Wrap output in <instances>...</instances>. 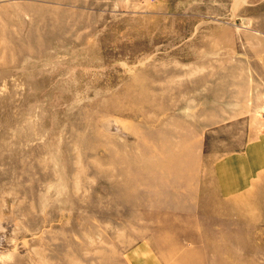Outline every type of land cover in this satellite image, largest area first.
<instances>
[{
	"label": "rangeland",
	"instance_id": "1",
	"mask_svg": "<svg viewBox=\"0 0 264 264\" xmlns=\"http://www.w3.org/2000/svg\"><path fill=\"white\" fill-rule=\"evenodd\" d=\"M263 108L264 0H0V264H264Z\"/></svg>",
	"mask_w": 264,
	"mask_h": 264
},
{
	"label": "crops",
	"instance_id": "2",
	"mask_svg": "<svg viewBox=\"0 0 264 264\" xmlns=\"http://www.w3.org/2000/svg\"><path fill=\"white\" fill-rule=\"evenodd\" d=\"M253 108L255 106H251V109ZM240 119V116L221 118L227 122ZM258 137L259 135L253 139ZM251 141L252 139L247 142L242 151H227L212 164L208 182L215 188L216 194L237 195L264 173V150L260 152L258 149L250 148ZM154 250L149 242H138L127 249L126 256L130 264H162L155 256Z\"/></svg>",
	"mask_w": 264,
	"mask_h": 264
},
{
	"label": "bare ground",
	"instance_id": "3",
	"mask_svg": "<svg viewBox=\"0 0 264 264\" xmlns=\"http://www.w3.org/2000/svg\"><path fill=\"white\" fill-rule=\"evenodd\" d=\"M2 224V223H1ZM4 229V228H3ZM1 230V229H0ZM5 230V229H4ZM7 232V231H6ZM6 235V234H5ZM5 235H4V233H2V232H0V240L2 239V241H1V245H3L4 246V248H5V246H7L6 245V237H5ZM10 249V248H9ZM5 250V249H4Z\"/></svg>",
	"mask_w": 264,
	"mask_h": 264
},
{
	"label": "built area",
	"instance_id": "4",
	"mask_svg": "<svg viewBox=\"0 0 264 264\" xmlns=\"http://www.w3.org/2000/svg\"><path fill=\"white\" fill-rule=\"evenodd\" d=\"M262 115H263V117H264V108H263V110H262Z\"/></svg>",
	"mask_w": 264,
	"mask_h": 264
}]
</instances>
